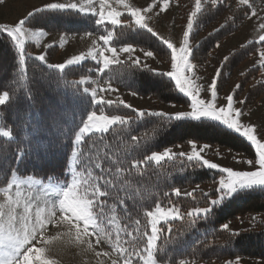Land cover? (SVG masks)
Wrapping results in <instances>:
<instances>
[{"label": "trees", "instance_id": "obj_1", "mask_svg": "<svg viewBox=\"0 0 264 264\" xmlns=\"http://www.w3.org/2000/svg\"><path fill=\"white\" fill-rule=\"evenodd\" d=\"M227 1L203 8L198 12L194 24L198 25V21L206 24L214 22L224 14ZM236 7L227 12L220 27L192 46L190 59L196 66L205 63L215 44L234 31L235 27L231 23L242 20L247 7ZM25 25L48 31L104 33L94 15L70 9L35 11L25 19ZM195 37L192 32L189 40ZM109 43L113 46L131 44L151 50L162 60L169 61L170 50L156 35L140 26L130 23L116 26ZM262 45L264 42H250L227 56L228 59L221 63V73L217 77L218 91L227 86L223 77L225 71L234 69L243 57ZM2 50H6L3 54L6 56L8 53L11 58H7L4 63L7 71L0 73V93L9 92V99L0 104V125L9 129L12 136L10 139L0 136V184L12 171L21 176L42 179L57 178L67 173L73 135L90 111L99 110L84 91V86L78 83V78L89 77L99 81L107 79L128 91L155 97L162 104L187 102V98L177 91L169 76L152 71L149 67L134 66L128 69L127 65L115 64L101 73L98 71L99 64L85 60L76 66L70 65L59 70L28 56L24 58L25 70L21 74L20 53L11 38L0 32V53ZM259 69V66H255L239 78L240 90L243 91L247 86L246 104H255L264 94L262 82L251 84V78ZM116 105L107 108L106 113L134 119L125 125L112 126L102 138L100 134L87 135L79 146L78 161L80 164L101 163L105 168L112 166L113 169L123 166L125 171L114 177L117 187L123 190L118 192L108 189L110 195L102 198L107 203L116 199L117 195L124 200V204H121L116 199L115 211L122 225L125 224L126 217L140 219L144 223L145 210H151L157 200H162L165 204L171 200L180 205L182 211H187L190 207L210 206V212L191 227L187 221L178 219L171 221V231H168V224L159 225L163 232L156 242L158 262L176 264L181 260H200L201 264H226L227 259L236 256L264 259V223L258 221L252 227L236 232L220 227L226 220H234L247 213H264V187L237 190L212 206L209 201L216 198L215 181L219 176L216 169L190 168L182 164L179 158L132 167L134 161L143 160L152 151H161L190 140L253 157L254 152L249 142L210 118L174 119L165 123L160 116L136 118L132 109L122 104L119 105L120 108H115ZM133 135L140 138L138 142H132ZM106 149L111 156L108 162L102 159ZM21 151L23 154L19 155ZM96 174L100 176L101 169ZM195 185L207 186L208 191L205 193L211 195L203 197L200 195L203 191L199 190L193 200L183 195L177 198L172 194L174 188L183 190ZM165 193L169 195L165 197Z\"/></svg>", "mask_w": 264, "mask_h": 264}, {"label": "snow or ice", "instance_id": "obj_2", "mask_svg": "<svg viewBox=\"0 0 264 264\" xmlns=\"http://www.w3.org/2000/svg\"><path fill=\"white\" fill-rule=\"evenodd\" d=\"M218 0H211L213 5H216ZM169 0H159L160 11L164 12ZM241 5H248L249 0H239ZM98 4V8H97ZM122 6L124 11L117 10ZM45 8L50 9H76L80 12L91 13L97 17L96 23L104 25L111 23L119 26L121 24H133L143 27L156 35L162 43H164L171 52V71L165 74L169 76L175 84V87L184 93L190 101V110L176 111L174 113L168 112H151L143 109H133L136 113V118L144 117L146 115L160 116L165 123H169L174 119L192 118L198 119L201 117L210 118L212 120L220 121L229 129H232L246 138L252 145L255 151L254 159H245L238 161L248 165L247 170H237L233 167H224L218 163L212 162L203 155L205 149L209 145L205 144L198 146L193 140L188 141L191 145V151L173 152L171 148H165L163 152L152 151L150 155H146L141 161H134L132 167H139L141 164L151 163L153 161L159 163L165 159L175 160L181 159L182 164H186L190 168L208 167L210 169H217L219 178L215 181L216 198L211 199L209 204L214 206L219 204L225 197L230 196L239 187L251 185H264V139L258 138L256 127L253 124H245L240 119L244 113L241 108L234 107V95L226 97L227 104L221 106L216 103V78L213 79L212 85L209 86L208 91L211 93V99H201L199 96L200 86L195 83V80L190 75L193 72L194 65L190 62V55L193 47L189 43L190 31L194 26V17L202 8V0H195V8L188 14L186 30L183 32V41L180 47L177 48L169 39L160 37L158 33L154 32L148 23V13L154 10L153 5L147 8L133 6L127 0H69L67 3L45 2L42 7L34 8L28 12L27 15L19 20L14 25L0 24V32L5 33L12 39L17 50L20 53L21 74L24 73V57L30 55L25 52V41L30 37H38L45 35L44 31L33 32L25 28V19L32 15L37 10ZM131 18L130 21H124L121 18L124 15ZM261 32H264V23L259 25ZM112 33L101 35L99 40L103 42V46L93 41V47L87 53H80L73 55L63 63L53 64L58 69H63L67 65L84 61L88 57L92 60H97L101 67L99 72L103 73L113 64L127 65L130 69L134 66L148 68L146 63H142L139 56H135L136 49L131 44L122 46L119 50L114 47H107ZM261 42H264V35L259 37ZM126 54L127 59L121 61L119 54ZM154 53L151 50L144 51L145 57H153ZM264 57V51L260 53ZM41 60H45L44 54L38 56ZM228 58L226 57L225 60ZM261 66H264V60L260 61ZM154 71L153 69H151ZM218 73L221 70H217ZM82 77L80 83H85ZM239 85H237V88ZM85 92H89L88 88H84ZM100 92L115 91L109 85L107 88L99 89ZM132 95H136L135 92ZM91 97L94 104L99 109L98 111H90L87 115L83 125L75 133V140L73 145L72 155L75 156L77 148L81 141L86 139L87 134H100L101 138L104 133L110 131L112 126L125 125L133 120V117H126L123 115L106 114L107 108L113 107L117 102L112 100H105L102 96L97 97V89H92ZM9 99V92L4 91L0 93V104H4ZM119 104H124L123 101H118ZM243 103V101H241ZM125 107L131 108V105L124 104ZM174 107V105H173ZM0 136L10 138L12 133L9 129L0 127ZM139 137L131 136L132 142H138ZM23 152L19 155H22ZM219 154V153H218ZM105 162L111 159L109 151L106 149L105 155L102 158ZM235 159V157H234ZM95 168L101 169L99 177H92L89 173V179L81 180L74 178L71 184H68L61 191V198L59 199V207L55 204L49 205L46 209L37 207L32 209L30 202L21 204L20 192L17 191L15 197H12L8 188L0 189L6 197V201L0 204V264H55L52 259L45 258V247L34 246L37 238L40 239L41 245H45L50 241L56 240L61 234L54 237L46 236V229L49 225L56 227H64L67 229L66 235L75 233V242L78 245H87V250L92 251L97 257H106L110 260V264H158L156 259V252L158 249L157 240L161 238L163 229L159 227L161 222L168 224V231H171V221L181 220L187 221L189 226H193L201 217H205L211 210L210 207H190L187 211H182L181 206L168 200L167 204L162 200H157L155 206L151 210H145V222L142 223L140 219H136L135 231L126 232L127 237H131L130 241L122 240L119 231L117 232L116 240L113 243L111 234L106 232L104 228L100 227V221L104 215L106 198L110 195L108 189H115L118 192L123 189L117 187V182L114 177L117 174H122L125 169L123 166H112L105 168L103 164L96 163ZM113 177V178H109ZM93 179L97 183L102 181V185L94 186ZM15 181L9 183L11 188ZM92 187L93 191L89 193L88 188ZM199 192V185L191 191L181 192L180 188H174L172 194L179 198L184 197L196 199ZM165 197L169 194L165 193ZM203 197H208L211 193L200 192ZM121 204L124 200L119 195L116 197ZM99 209V211H97ZM127 210V209H125ZM109 223H112L110 220ZM221 229H229V224L225 223L220 226ZM91 229V231H90ZM93 234L96 235V245L102 242H107L111 247V252L100 251L97 252L93 247L91 239H88ZM235 234V233H233ZM125 243H130L131 248L124 247ZM115 255V258H113ZM239 258L237 257V262ZM98 264H104L101 259ZM179 264H188L187 261L181 260ZM231 264V262H226Z\"/></svg>", "mask_w": 264, "mask_h": 264}, {"label": "rangeland", "instance_id": "obj_3", "mask_svg": "<svg viewBox=\"0 0 264 264\" xmlns=\"http://www.w3.org/2000/svg\"><path fill=\"white\" fill-rule=\"evenodd\" d=\"M223 0H218L221 2ZM45 2L53 3H67L69 0H0V24H8L14 25L19 20L23 19L28 12L32 11L34 8L42 7ZM128 3L132 4L136 7L147 8L149 5L154 6V10L150 11L148 15V23L149 27L153 29L154 32L158 33L160 37L164 39H169L177 48L180 47V44L183 41V32L186 30L187 25V17L190 12H192L195 8V0H169L168 5L166 6V10L164 12L160 11L159 0H127ZM217 2V3H218ZM225 12L222 16L218 17L214 22L206 24L204 22L198 21V25L193 26V29L190 31V36L193 32V40H189L191 46H194L197 41L204 38L209 32L220 27L221 24L224 23L225 16L227 12L232 9L237 8L236 6H246L247 10L243 12L242 20L239 22H233L231 24L234 25V31L229 33L228 35L222 37L211 49L209 52V59L205 61V63L194 64L191 59L190 62L194 65L193 72L190 74L192 78L195 80V83L200 86L199 96L201 99H211V93L208 91V88L213 83V79L219 76L221 71L218 73V69H221V63L225 60V58L240 47H244L250 42L259 43V37L264 35V32H261L259 29V25L264 23V0H249L248 5H241L239 0H228L225 4ZM209 6H214L211 3V0H202V8H209ZM98 8V4H97ZM50 9V8H45ZM73 11H78L76 9H70ZM119 11H124L122 6H119ZM200 10V11H201ZM38 11V10H37ZM199 11V12H200ZM228 12V13H229ZM84 13V12H80ZM91 14V13H84ZM199 13H197L196 17ZM93 15V14H91ZM96 17V16H94ZM194 17V22L196 20ZM97 19V17H96ZM124 21H130L131 18L126 14L121 18ZM122 25V24H121ZM116 25H112L111 23H105L102 25L100 30H103V34H95L90 32H79L73 33L66 31H48L39 27H29L25 25V28H28L30 31H44L46 34L38 37L30 36L25 41V52L30 55H25V57L33 56L35 59L40 61L43 64H46L50 67H54L53 64L63 63L65 60L70 58L73 55H79L80 53H87L90 48L93 47V41H96L97 44L103 46V42L99 40L101 35H107L109 32L113 34V28ZM112 36L110 37L111 40ZM12 40V39H11ZM13 42V41H12ZM14 43V42H13ZM122 46H113L110 43L107 47H114L119 50ZM166 46V45H165ZM167 47V46H166ZM134 55L139 56L142 63H146L149 68L154 71L166 73L171 71V52H169V61L162 60L158 55H153V57H145L144 51H148L141 47H136ZM256 51L251 52L246 57H243L240 63L234 69H230L225 71V75L223 76L227 82V86L218 91L217 82H216V103L224 106L227 104L226 97L228 95H234V107L241 108L243 110L244 115L240 118L245 124H253L256 127V133L258 134V138L264 139V94L258 98L255 104H246L245 103V94L246 88L240 90L239 78L244 74L247 70L254 68L255 66H259L256 75H253L251 78V84H255L257 82H262L264 84V66H261L260 61L264 60V57L260 55L262 51H264V45L259 46ZM169 51V49H168ZM0 53V73L6 72V59H10V55L7 53L6 56L3 54L6 50H2ZM44 54L46 59L41 60L38 56ZM24 57V58H25ZM119 59L124 61L127 59L126 54L120 53ZM20 60V59H19ZM85 60L93 61L101 67L100 63L97 60H92L88 57ZM84 60V61H85ZM83 61L74 63L71 65L81 64ZM115 65V64H113ZM70 66V65H67ZM56 68V67H54ZM58 69V68H57ZM60 70V69H59ZM1 76V75H0ZM85 83H80L81 78H78V83L82 84L84 88H88L89 92H86L91 97L92 89H97V97H103L105 100L116 101L117 105L115 108H120L118 101H123L124 104L131 105L130 109H143L151 112H168L174 113L176 111H185L190 110V101L189 98L181 93L177 88V91L184 97L187 98L186 104H178V103H167L162 104L155 97L148 95H132L133 92L124 89L122 86L116 85V83H111L107 79H103V81H99L97 79H91L89 77H84ZM171 79V78H170ZM109 85L115 91L108 92H100L99 89L107 88ZM249 85V84H248ZM92 98V97H91ZM93 101V99H92ZM243 101V103H241ZM94 103V102H93ZM122 104V105H124ZM174 105V107H173ZM107 114V113H106ZM112 115V114H110ZM116 115V114H114ZM221 125L225 126L222 122L218 121ZM83 125V124H82ZM81 125V126H82ZM80 126V127H81ZM79 127V128H80ZM229 129L227 126H225ZM78 128V130H79ZM77 130V131H78ZM237 135L241 136L236 131L229 129ZM76 131V132H77ZM89 135V134H87ZM72 141V151L69 156L68 162V170L67 173L63 174L61 177L57 178H34L32 176H21L15 171L9 173L7 178L0 184V189L8 188V192L12 197H15L16 192H20L21 204L30 202L32 205V209L35 210L37 207L47 208L49 205L55 204L56 208L59 207V199L61 198V191L68 184H71L74 178L85 180L89 179V173L92 174V177H99L98 173L99 169L95 168V164L92 162H84L80 164L78 161V151L79 146L77 148V153L75 156L72 155L73 145L75 140V135H73ZM5 139L4 136H1ZM243 137V136H241ZM244 138V137H243ZM246 142H249L246 138H244ZM82 142V141H81ZM196 142V141H195ZM198 146L205 145L207 143L204 142H196ZM81 144V143H80ZM252 147L251 143L249 142ZM209 145L207 149H205L203 155L205 158L211 160L212 162L218 163L224 167H233L237 170H247L248 165L244 163H240L238 161L245 159H254L255 151L253 149V157H248L244 155L242 152H235L234 150L220 148L216 145ZM166 148H171L173 152H189L191 151V145L189 143L185 144H177L174 146H169ZM165 149V148H164ZM163 149V150H164ZM157 151V152H163ZM219 153V154H218ZM235 157V159H234ZM155 162V161H153ZM217 170V169H216ZM218 171V170H217ZM219 176L217 177L218 180ZM15 181L11 188L8 187L9 183ZM94 186L102 185V181L97 183L95 179H93ZM197 185L191 186L181 190L191 191L193 188H196ZM252 187H264V185H251L239 187L237 190L244 188H252ZM199 190L203 192L208 191L207 186H199ZM236 190V191H237ZM89 193L93 191L92 187L88 188ZM6 197L3 191H0V204L5 203ZM117 200L112 199L109 203H106L104 209V215L102 220L100 221L99 226L104 228L106 232L111 234V238L113 243L116 240L117 232L119 231V235L122 240L130 241L131 237H127L125 235L126 232H134L135 231V219L131 217L124 218L125 226L122 225L119 218L116 214L117 208ZM210 207V206H209ZM99 211V209H97ZM112 223H109V221ZM261 221L264 223V213H247L245 215L239 216L234 220H226L223 224H229V229L227 231L236 232L239 229H244L247 227H252L256 222ZM160 224H165L161 222ZM91 231V229H90ZM67 229L64 227H56L55 225H49L46 229V236L54 237L57 234H61L56 240L50 241L45 245H41L40 239L34 242V246L40 247L44 246L45 258L52 259L55 264H98V262L103 259L104 264H110V260L106 257H97L96 254L92 251L87 250V245H78L75 242V233L73 232L70 235H66ZM88 239H91L93 247L97 252L100 251H109L111 252V247L107 242H102L100 245H96V235L93 234ZM124 247L131 248L133 245L130 243H125ZM237 257L239 258L237 262ZM115 258V255H113ZM231 264H264V259L258 258H248L243 256H236L232 259H227ZM187 261V260H185ZM180 261H177L176 264H179ZM188 264H201L202 261H192L188 260ZM158 264H170L167 262H158Z\"/></svg>", "mask_w": 264, "mask_h": 264}]
</instances>
